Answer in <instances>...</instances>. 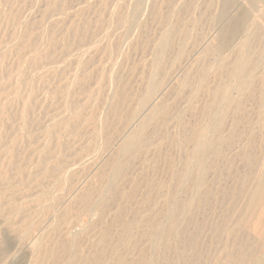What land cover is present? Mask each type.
I'll return each mask as SVG.
<instances>
[{"label": "bare ground", "instance_id": "6f19581e", "mask_svg": "<svg viewBox=\"0 0 264 264\" xmlns=\"http://www.w3.org/2000/svg\"><path fill=\"white\" fill-rule=\"evenodd\" d=\"M117 2L119 4L117 5L116 8L114 7L115 9L112 11V17L109 20L110 22L108 23V24H110V27L108 28L109 31L106 32V35H105V39L108 42L106 47H104L105 53H106L105 58L106 59L108 58V61L111 60L110 61L111 65L109 66V72L107 74L105 72L102 75V78L105 77V79H107V83L106 82L103 83L105 85H108L107 88H103L102 86H97L94 89V91L92 90V92H91V89H89L91 93H89V91H88L89 94H87V93H86L87 95L85 94V97L83 98V103H80V105H79V104H77L78 101L75 102L77 105H79V107L77 106L76 108L73 107V101L74 100L72 98H71V100H73V101H70L67 99L66 103L68 101H70V102H68L67 107L65 106L64 112H62V114H60V112H59V115H57L58 117L56 119L54 118V121L51 122V124L48 125L45 128V131L43 132V134L48 139V137L55 135V131L57 132L60 129H63V130L67 129L66 131L70 130L71 133L77 134L78 131H80L81 129L86 127L88 129L87 131H89V133H90L89 135H91V138L93 141V147H92L93 153H91L90 156H88L89 159H87V160H90L89 162H91V161H94L96 157H98L97 156L98 153H100L102 151L108 153V150L111 149L113 147V145H115L114 143H118L117 142V140L119 139L118 136L120 135V137H121V134L123 133V132L121 133L119 131L122 129V128L120 129V126L126 127V128L130 127L129 131L127 130L128 133L126 135L125 134L122 135L123 138L121 137L122 139L120 138L121 139L120 141L118 140L119 144L117 145V147L114 146L116 148L115 149L112 148V149H114V151L111 153V155L107 154L108 156L110 155V157L107 158L104 161V163L102 162L103 164L100 165L99 167L96 166V168L98 167L97 170H95L96 173L94 172V174H96V175L93 174L95 177L101 176L100 174H102L103 172H104V174H102V176L105 175V173L107 175V181H104V179H106V178H103V181L106 182V184H104V182L102 181L103 182L102 185L104 184L103 187L96 186V184L94 183V180L92 182L97 187V190H99L97 192L98 194L94 192L96 194V196H95L93 191H95L96 188H94L95 189L94 190L93 187L88 184L89 186L86 185L84 188L81 187V189L77 190L78 192L75 191L74 190L75 188L73 187L74 189L73 188L72 189L77 194H76L75 199H73L74 196L71 198L73 200H75L74 203L77 202L78 204H80L85 211L86 210L88 211V209H90V208H92V210H93V208H94L96 211L102 213L104 211V209L106 210L105 207L108 206L107 204L109 203V201H111L115 196H117L116 195L117 194L116 188L118 187V182L120 180H122L121 178L123 176L129 175V174L128 175L125 174L126 170L128 168L127 167L128 160L134 156L138 157L137 154L143 155V153H140L141 151L144 152L145 149H148L149 147L154 145V142L157 141L156 139H159L162 136V135L160 136V134H162L163 131L165 130V128H164V130H162V133H161V128L165 125V123L167 121L174 118L173 117L174 113H172V111H171V107L173 105L171 107H169L170 106L169 102H166V100H167L165 97L166 93L164 94V96L162 95L164 92L161 93L164 86L166 88L168 82H171L174 79L175 82H177L176 84L174 83L175 86L178 85L176 89H178V87H179V89L177 90V93H179V94H180V92L183 93V91H182L183 89H186V91H187V87H188V91H189L190 86H191V89H194V88H192V86L193 87H195V86L191 85V83L192 84L194 83V80H193V82H190L192 79H190L191 77L189 78V76L192 73L189 75L190 72L188 70H187L188 73H186V75L184 74L185 76L184 75L181 76L178 74L179 76H176V78L172 79V75L175 72L174 70L177 67L179 60L183 59L185 62V58H182V57H184V55L186 54L187 45L189 44L191 36L194 33L193 29L197 28L199 25L201 26L202 21L203 22L206 21V23H207V21H209L210 26H213V27L217 26V28L215 29L216 31L214 33L213 32L210 33V34H212L208 38L210 41L207 39L208 41L206 42L205 40H203L206 37L203 38L202 40L204 41V43H203V41H201V38H202L201 36H195V34H193L195 36V37H192L193 42L195 44H197V45H194V44L193 45H194V47L197 46L196 48H198V49L195 50L196 52L194 51L192 53L193 54L198 53V56L196 55L197 57H195V59L197 58L195 62H197L198 64H199V62H202V64H204L203 67H200V68H202L201 74H200V76L202 78L204 77V75L207 71L209 72V70L211 68H214L215 70L219 71V73H217V75L219 74L221 79L219 78L220 81L217 84L215 83L216 85L214 84L215 86L211 90L209 89V93H208L209 99H208V102H206V104H205L206 108H205V110L202 111V113L203 112L204 113L200 117L197 116L198 117V119H196L197 122L195 120V123L192 122L193 124L191 123L192 126H190L185 122V119L183 118L184 115H182L180 117L179 134L177 135L176 140H175V137H172L175 140V147L177 149H179V151H180L179 152L180 155L178 158V165H179L180 169L177 170L176 172H174L175 174L172 172L174 176H172L173 178L171 180V183L169 181L170 186L169 187L167 186L166 189H164V195H160L163 192L159 193V195H158V198H159V196H161V197L163 196L162 197L163 198L162 204H164L163 209H161L162 211H160V208L158 209V211L161 212V215H159V212H158L157 216L158 217L160 216V218H158V219L150 218V217L148 218L149 214H144V217L147 215L146 216L147 219H146V217H145V219H142V220L141 219L137 220L139 217H135V220L131 219V221H129L130 219L129 220L127 219L126 224L122 225L121 233L118 234L119 232H117V234L119 236L116 235L117 238L114 239L113 241L114 242L116 241L115 246L117 249L118 246H122L125 242L130 243L131 245L128 244V246L131 247V246L136 245L138 242H141V239L142 240H144V239L149 240V245H148V249H147L149 254L147 257L145 254L141 255V263L142 264H193L195 259H196V254H197L196 250L198 248L200 240L202 239V238H199V235H202V233L200 234V232L202 230L201 228L204 229L203 223H201L203 226V227H201V224L198 223L197 220L193 221V217L196 215L195 213L201 214L202 212H204V215H205V211L208 209H211L214 206L213 205L211 207L212 203H220L221 205L225 204V206H227V209H226V211L223 212V214H221V218H220L222 220L221 223L219 225L214 224L215 226L213 227V231H212V234L213 233L216 234L218 236L217 238L221 239L219 242H217L220 245L219 249H221V251H224V255L220 261H222L223 264H243L246 260H248V262H250V261L254 262V261L258 260L259 257L264 256V158L261 161L257 162V160L252 156V152H251L250 148L249 149L247 148L245 150L242 149L243 150V152H242L243 158L242 159H243V163L246 166V168L247 167L248 168H254V167L257 168L256 174L254 176L255 184L253 186H250L247 191H245V190H246V186L248 184L247 183L248 177L245 174L240 175V173H239L238 175H234L235 171L233 172V175L237 176L236 182L238 184H236V186L233 188L229 187L230 190H226L227 187H226V189L222 188L223 186L219 187L218 186L219 184L216 185V187H218V188H213V187L211 188L208 185V183L206 182L207 181L206 176H207V174H209V171L211 169V166L209 165V164H211V160L213 161V160H215V158L217 159L220 155L221 156L223 155L222 153L225 151V150H223V152H222V149H223L222 146L223 145H224V147L227 146L226 151H228V147H230V148L234 147L237 143L242 145L240 143V141L237 140V138L235 137L237 134L234 136L233 134H235V133H232V134H229V136H228L223 132L224 129H222V128L226 126V125L223 126V124L226 123L225 121L228 120L227 119L228 117L233 119L232 118L233 116H237L239 114L241 115V113H243V106H244L243 103L244 102L242 100H244L245 97L247 99L249 94H251L255 90H256V93L253 92V94L255 93L256 96H257V92L259 94V102L258 101L257 102L259 103V106H260L261 111H262L261 117H260V120H262V123H261V121H260V123L263 124V125H261V126H263L262 129L264 128V24H263L264 22L261 24L258 23L259 22L258 19L260 18V13L258 12V4L259 3L257 2V0H243V1L241 0V2L240 1L239 2L240 3L243 2L244 5L240 7L238 5L239 3L237 4V0H122V1H117ZM4 3H5V0H0V6ZM236 4L240 7V10L237 11L236 14H234L233 12H235V11H233L232 12L233 15L231 14V16H230L229 13L236 6ZM114 6H116V5H114ZM164 8L170 9L168 11L169 14H168V16L164 15V20L162 17V20L164 21L162 28L158 27L160 23L158 24V26L155 24V26H157V28L161 29V30H158V29H157L158 31L156 30L157 32L160 31L159 34H157V32L156 33L154 32L155 36L157 34V37L155 39L153 38L154 39L153 46L151 48L146 47L147 50H148V48H150L148 51L145 49V47L142 48L143 49L142 51L145 50L146 54L148 52V54H147L148 56L145 54L147 59H148L147 63L144 64V61H143V65L146 66V74H145V70H144V72L142 71L146 77L145 78V85L142 88V91L138 94V99H137L136 103L134 105H132L131 104L132 96L129 95L128 88L126 91V86H125L126 84L124 82V79H122L124 77L121 78L122 75H120V68L122 67V65L125 61L129 60L128 59L129 53L131 52L133 47L135 45H139L140 41H142V40H140L139 43L136 44V39L141 38L143 36V32H144V34H146L148 32V31L146 32V30H144V25H147V24H145L146 22H143V23L141 22L146 17L145 15L152 13V15L155 14V15H153L154 18L155 17L158 18L157 13H159V12L161 13V11ZM181 9H183L185 12L190 14L189 18H187L188 16L187 17L181 16V14L183 15V12H181ZM162 13H163V11H162ZM162 13L160 14L161 16H163ZM150 16H151V14L149 15V17ZM151 17L149 18V20L151 19ZM154 18L152 17V20ZM186 18L188 20L185 21L184 19H186ZM260 19H262V18H260ZM147 20H148V18H147ZM156 22H158V20H156ZM148 23H151V21ZM148 26L149 25H147V27ZM207 26H209V25H207ZM210 26H209V30H210ZM155 28L156 27H154V29ZM201 28H202V26H201ZM203 29H205V28H203ZM45 30L42 31V33H41V35L45 37V39H44L45 40V42H44L45 48L44 49L51 48L52 46H56L55 45L56 41H54L53 37H52L53 34L52 35L50 34V33H53V31L47 30L49 32L48 33ZM31 31H32L31 29H27V30H22L21 28L15 29L14 32L12 33V36L9 37L10 41L12 42L11 44L18 47V48L20 47L21 50H26V49H28V47H33V46H35V48H37L38 45H36L35 44L36 42H34V39L36 38V36L24 37V36L28 35L29 32H31ZM45 32L47 34H50V35H47ZM202 33L204 36V34L206 32L205 33L200 32V34H202ZM196 35H198V34L196 33ZM82 36L83 35H81V37H80V35H79L80 40H81V42H80L81 44H82V42H85L84 39H86V38H83ZM86 37H87V35H86ZM78 38H77V41L79 43ZM176 38H177V40H179V42L175 44V42H177L175 40ZM198 38H200L199 42L196 43ZM86 40H88V39H86ZM106 40H104V41L106 42ZM132 40L135 41V45L134 46L132 45V49H130ZM133 41H132V44H133ZM143 41H144V39H143ZM86 42L83 43L85 46L82 47V49L87 46ZM120 42L123 43V45L120 44ZM147 42H149V44H150V40ZM78 43L76 44L78 46V47L76 46L77 49L80 46ZM118 43H119V45H118ZM141 43L139 46L143 47L144 43H143V45H141ZM66 45H69L68 42ZM116 45L117 46L122 45L123 49H122V47L117 48ZM145 46H147V45H145ZM174 46L176 47V50H175V53L172 57L173 58L172 61H170L171 57L169 56V54H171L170 52H172V50L175 49ZM53 49H54V47H53ZM77 49H76V51H74L73 49L72 50L74 52H77ZM129 49H130V52H129ZM136 49L137 48H135V50ZM139 49H141V48H139ZM79 50H78L79 54L77 53L78 55H80V53H81V52H79ZM86 50H89L88 47ZM86 50H84V51H86ZM191 50H192V48H191ZM50 51H51V49H50ZM73 51H71V53ZM84 51H82V52L84 53ZM67 52H68V50H66V54H68ZM132 52H133V50H132ZM138 52H139V50H138ZM81 55H84V54L81 53ZM74 56H72V58ZM133 56H134V54H133ZM63 57H64V55H63ZM67 57H69V56H67ZM209 57H211V58L213 57V60L211 59V61L208 60L209 62H207L206 59H208ZM65 58H66V56H65ZM76 58H75V60H77ZM81 58H78L79 60H78L77 64H81L80 63ZM190 58H192V57H190ZM190 58H189V60H190ZM67 59H69V58H67ZM113 59L116 61H114ZM195 59H193V60L191 59L192 62H189V63L193 64L194 63L193 61ZM69 60H73V59H69ZM69 60L68 61L66 60L67 63L71 62ZM66 61H65V63H66ZM130 62H133V61H131V59H130V61L128 63H130ZM65 63L63 62V64H65ZM85 64H87V63H85ZM192 64H191V66H188V68H190V67L192 68V66L194 67V65H192ZM59 65H61V63ZM129 65H131V64H129ZM69 66H70V64H69ZM195 66H196V64H195ZM70 67H72V66H70ZM79 67H80V65H79ZM86 68H82V69L85 70ZM188 68H186V69H188ZM49 69L51 70V68H49ZM82 69H80V70H82ZM196 69H198V68H196ZM62 70H63V68H62ZM67 70H69V69L67 68ZM76 70H77V72L79 71L77 68H76ZM76 70H75V72H76ZM100 70L103 71L104 69L100 68ZM178 70H180V69L178 68ZM192 70H194V68ZM53 71L57 72V70H55V69H53ZM53 71H52V73H54ZM60 71H61V69H60ZM190 71H191V69H190ZM198 71H199V69H198ZM256 71H259V73H257L258 75L255 74ZM61 72H60V75H58V76H61L62 79H61V81L58 79V81L60 83L61 82L65 83L66 81L64 82L63 79L68 80L69 78L68 79L63 78L64 75H61ZM67 72L73 73L74 71L73 72L67 71ZM67 72H65V73L63 72L62 74H65V75L67 74V76H65V77H69L71 74H69V76H68ZM196 72H197V70H196ZM82 73H83L82 76H84L85 73L84 72H82ZM175 73H174V75H175ZM213 73H214V71H213ZM73 74H75V73H73ZM100 75H101V72H100ZM71 76H70L71 82H69V83L66 82V84H63V86H61L62 83L60 85V87H62L64 90L63 94L66 92V95H67V93H70L72 95L73 93L71 91H72V89H74L73 87L82 83L81 77L75 76L72 79ZM127 77H128V74H127ZM127 77H126V79H127ZM207 77H209V76H207ZM194 79H195V77H194ZM198 79H200V78H198ZM198 79H196V80H198ZM203 79H202V81H203ZM205 79H206V75H205ZM216 80L218 81V79H216ZM98 81L99 80H97V82ZM83 82H84V80H83ZM85 83H86V78H85ZM199 84H200V82H199ZM199 84H198L197 90L202 86ZM209 84H213V83L210 82ZM29 85H30V83H29ZM57 86H59V84H57ZM80 86H82V85L80 84ZM169 87L170 86H168V89H169V91H171V89L173 88V84H172V87H170V88ZM76 88L78 89V86ZM76 88L74 89V91L76 90ZM58 89H59V87H58ZM92 89H93V87H92ZM168 89H166V90H168ZM174 89L175 88H173V90ZM84 90H85V87H84ZM56 91H57V89H56ZM56 91L53 93L56 94L57 93ZM169 91H167V93ZM190 91H191L190 93H193L192 91H194V90H190ZM199 91H200V89H199ZM205 91H203V92H205ZM34 92H35V90H33V89L30 90V92L27 96L30 98V100L32 99L33 96L35 97L36 94L34 95ZM173 92L175 93V91H173ZM187 92H185V93H187ZM77 93H79V92H77ZM182 93H181V96H183ZM197 93H198V96H201V93L199 95L198 91L196 92V94H194V96L195 95L197 96ZM70 94H69V96H70ZM203 94L204 93H202V95ZM255 94L253 95L254 97H256ZM78 95H80V94H78ZM176 95H175L176 96L175 98H178L179 97L178 94H176ZM51 96H53V95H51ZM73 96L75 97L76 93L73 94L71 97H73ZM186 96H187V94H186ZM205 96H207V95L205 94ZM78 97H77V99H78ZM180 98H182V97H180ZM196 98L199 99V97H196ZM204 98H207V97H204ZM171 99H174V98H171ZM191 100H192V98H191ZM193 100H196V99H193ZM81 101H79V102H81ZM167 103L169 104V106ZM24 105H25V103H24ZM31 105L32 104L28 105V107L26 105L24 107V110H21L18 114V116L22 120L20 127L18 128L20 133H25L26 130L28 129L27 121L30 122V124H32L31 121L28 120V118H27L28 117L27 114H29V109H31L29 107ZM189 105L192 106L191 102ZM33 106H34V104H33ZM33 106H31V107H33ZM259 106H257V109L259 108ZM26 107H27V109H26ZM189 107H186V109H188ZM194 107H195V104H194ZM87 108H90V109L87 110ZM244 108H245V106H244ZM201 109H203V108H201ZM66 110L71 111V115L69 112L70 116L66 113ZM190 110H191V108H190ZM244 110H246V109H244ZM31 111H30V113H31ZM4 112H5V109L2 111V114H4ZM84 112H87L86 117H84L85 116ZM141 112L143 113L142 117L140 118V120H138V123L135 126H132V122L134 121L135 118H139L138 115H140L139 113H141ZM183 112L185 113V111H183ZM188 112H190V111H188ZM188 112L186 110L187 114H188ZM248 113H249V111H248ZM190 115L191 114H189V116ZM256 116H257V114H256ZM29 118L31 119V117H29ZM189 118H191V117H189ZM235 119L238 120L237 118H235ZM255 119H256V117H255ZM246 121H247V119H246ZM252 121H251V123H254V121L253 122ZM257 121H259V119ZM242 123H244V122L242 121ZM249 123H250V120H249ZM233 124H234V122H233ZM237 125H238V123H237ZM248 126L250 127L251 124ZM117 128H119V129L117 130ZM177 129H178V127H177ZM260 129H261V127H260ZM63 130H60V133L64 132ZM125 130L126 129H124V131ZM118 131L121 134H119ZM263 131L264 130H262V132ZM28 132H29V130H28ZM28 132H26V133L28 134ZM51 132H54V134L53 133L51 134ZM232 132H234V131H232ZM60 133L57 132L55 136H57V134L60 135ZM65 133H67V132H65ZM176 133H178V132H176ZM222 133L224 135H226L227 137H223ZM262 134H264V132ZM68 135H70L69 132H68ZM244 135H245V132H244ZM55 136H54V138H55ZM25 137H26V135H25ZM166 138H168V137H166ZM262 138H263V136H262ZM48 140H51V139H48ZM160 140H162V139L160 138ZM163 140H162V145H163ZM263 140H264V138H263ZM57 141H58V139H57ZM237 141H239V142H237ZM48 143H50V142H48ZM52 143H54V142H52ZM58 143L60 144L59 141H58ZM54 144H57V143L55 142ZM159 144L161 145V143H159ZM170 145H172V144H170ZM237 145H236V147H237ZM154 146H156V145H154ZM168 146H169V144H168ZM45 147H47V146H45ZM158 148H160L162 150L163 147L160 146ZM171 148H172V146H171ZM240 148H242V147H240ZM243 148H246V147L244 146ZM8 150L9 151H7V152L10 154V157H12L14 155V151L12 153V151H10V148ZM234 150H236V149H234ZM43 152H45V151H43ZM170 152H171V149H170ZM240 152H241V150H240ZM161 153H162V151L160 152V154ZM46 156H48L47 153L45 156H43V157L41 156L42 158L39 157V158H37V161H35L37 163V164L35 163L36 165H38L40 163L39 167L36 166L35 169H38L37 171L39 172L40 168H44L45 171L43 173H40V172L38 173V172H35L36 170L34 169L35 170L34 172L38 173V174H34L33 172H30V173H33L34 175L30 174L31 175V176H29V177H31L30 179L27 176H26L27 178L25 177L26 179H29V180L32 179L31 180L32 182H29L26 180L30 184L33 183V185H35V186H41L43 192H45V189H47V187H48V186L45 187L46 182L49 183V180H51L52 178H53V180H51V182L55 181V183H57L56 181H60V183H61L60 179L63 178V176H64L63 179H64V181H66L65 180V177H66L65 173L66 172H65V170H63L66 166L65 165L66 162L64 163L65 160L59 159V157H61V156H56V157L54 156L55 158H53L52 160H50L53 157L52 155H51L50 159H49V157H46ZM64 156L67 157L68 155L66 156V154H65ZM98 158L96 160H98ZM155 158H153V159H155ZM165 158H166V156H165ZM224 159L225 158H223V160ZM9 160H11V159H9ZM217 160H216V162L218 163L222 159L220 161H217ZM149 162H150V160H149ZM156 163H158V162H156ZM221 163H219L220 168H221V165H220ZM224 163H222V164L224 165ZM10 165H12L11 162H10ZM216 165H218V164H216ZM20 166L17 167L18 168V170H17L18 171V173H17L18 174V178H17L18 183L16 185H13V186L8 185V184H11V183H8V180H9L8 175L10 176V174H8V173L6 174L5 172L0 173V188L2 190L0 193V199L2 196H4L6 200L8 199L9 203L8 202L7 203L9 204V209L8 208L7 209L10 210L9 214H11L13 211L17 210L18 205H16V202L18 203V200H19V199L17 200L18 196H24V199H27V198H25V196L27 197V194L29 192L31 193V189L28 186H24V184H23L25 181L24 175L27 174L26 172L30 171V170L24 171L25 169L24 170L21 169ZM90 166H91V164H90ZM90 166H87L85 168H87V170L88 169L91 170ZM133 166H135V165H133ZM172 166H174V164ZM219 166H217V171H218V169L220 170V168H218ZM88 167H90V168H88ZM151 167H152V170L155 169V166H151ZM151 167H150V169H151ZM12 168H13V166H12ZM67 168L69 171L71 170V168L69 169L68 166H67ZM172 168H174V167H172ZM176 168H175V170H176ZM230 169H231V167H230ZM9 170L11 172L13 169L11 170V168H10ZM32 170H33V168H32ZM63 171L65 173H63ZM170 171H172V170H170ZM230 171L231 170H229V172L226 171L225 173L226 174L230 173ZM223 173H224V171H223ZM17 174L15 177H17ZM70 174L72 175V177L76 176V175H73L74 174L73 172H70ZM151 174H152L151 176H153V173H151ZM210 174H213V172ZM66 175H67V173H66ZM71 175L68 176V180H67V181H69L67 184L70 185V186L68 185L70 187V189H71V184H73V183L70 184ZM227 175H225V176H227ZM169 176H171V175L169 174L167 176V174H166L167 178ZM210 176L214 177V175H210ZM225 176H223L222 178H226ZM103 177H105V176H103ZM213 177H212V180H214ZM228 177H229V175H228ZM15 180H16V178H15ZM73 180L75 182V177ZM95 180H97V179H95ZM26 181H25V183H26ZM84 181H85V179H84ZM98 181H99V179L96 182H98ZM153 181H154V178H153ZM223 181H224V179H223ZM87 182H89V180ZM208 182H209V180H208ZM29 183H28V185H29ZM64 183H66V182H64ZM133 183L134 182H132V184ZM152 183L154 184L155 181ZM157 183L158 182H156V185H157ZM75 184H74V186H76ZM99 184H100V182H99ZM164 184L166 185L167 183H164ZM211 184H212V182H211ZM50 185H52V183ZM91 185H93V184H91ZM147 185L152 187L151 183H148ZM66 186H64V188ZM68 186H67V188H68ZM80 186H81V184H80ZM160 186H156V187L159 189ZM62 187H63V185H62ZM99 187H101V188L99 189ZM138 187L140 188V186H138ZM59 188H58V191H59ZM118 189H119V187H118ZM120 190H123V189L120 188ZM136 190H139V189L137 188ZM161 191H159V192H161ZM48 192L49 191L47 190V192H46L47 194L44 195V197L46 198V202H45L46 206L44 205L45 209H46V212L44 211L45 214L42 216H38V217L33 214V217H35V218H33L34 221H32L33 223H31L30 226H28L29 225L28 223H24L22 225V227H19L20 229L24 230L26 235L36 228L40 229V227L43 226V224H42L44 222L43 220L44 219L46 220V218L43 219V217L48 216L50 214L53 215V213L57 212V210H58V209H56V211H54L56 206L61 204V203L63 204L64 200L62 201L61 194H59L57 192L56 195H52V197L54 196L52 198V197H50L51 194L48 195ZM120 192H122V191H120ZM133 192H131V194ZM60 193H62V192H60ZM148 194H149V192H148ZM31 195H33V194H31ZM141 195H139V196H141ZM63 196H66V195H63ZM119 196H120V193H119ZM127 196H128V194H127ZM132 196H133V194H132ZM132 196L129 195V197H132ZM28 197H29V195H28ZM124 197H126V196H124ZM121 198H123V197H121ZM126 198H128V197H126ZM133 198H134V196H133ZM5 199H1L0 201L5 200ZM38 199L39 198L37 197V200ZM161 199H160V201H161ZM243 199H246L244 206L241 208L240 213L236 217V220L233 221L231 224H229L231 221V218H232V215L230 214L231 209L234 208L236 205L243 203L244 202ZM33 200H35V199H33ZM121 201H123V200H121ZM121 201H119V202H121ZM21 202H22V200H21ZM146 202H147V199H146ZM32 203H33V201H32ZM64 203H65V206L68 204V203L66 204L65 201H64ZM141 203H143V201ZM27 204H29V202ZM69 204L66 206V208H64L65 210H60V211H63L61 218H62V221L64 220L63 223L70 221V223L72 224L73 223V222H71L73 219L72 216H75V218H77L79 216V214H78V216L76 215V213L71 215L70 217L72 219L66 218V220H65V218L63 219V217L67 216L68 214H72V212H74V211L75 212H77V210L79 211L80 206L78 205L79 207L77 209V206L76 207L72 206V207H74V208H72L71 206H69ZM126 204H127V202H126ZM128 204H130L129 200H128ZM42 205L40 204V208L42 207ZM74 205H76V203ZM118 205H121V204L119 203ZM139 205H140V203H139ZM156 205H158V203ZM20 206H21V204H20ZM24 206L27 207V205H25V203H24ZM125 206L127 207V205H125ZM125 206L120 209V212L118 211L119 212L118 217L116 219H114L113 222L110 221V222H112V226L118 224V222L120 221V220L118 221V219L121 217L122 213L126 209ZM140 206L142 209V205H140ZM223 207L224 206H222V208ZM58 208H61V207H58ZM108 208H107V210H110V204H109ZM119 208H116V209L119 210ZM143 208H146V207L143 206ZM161 208H162V205H161ZM72 209H73V211H72ZM249 209L255 210V214H254V220L252 221V223L250 224V227L248 228L249 231H251V236L247 237L241 232V228H242V216ZM130 210H131V207H130ZM130 210L129 211L127 210L128 214L130 213ZM217 210H219V208ZM85 211H83L84 214H82V215L86 214ZM3 212L6 213V207L4 205H2V202H1L0 203V214H2ZM81 212H82V209H81ZM215 212L217 213L218 211L215 210ZM95 213H97V212H95ZM125 213H126V211H125ZM138 213L139 212L137 211L136 212L137 216H138ZM142 213H143V211H142ZM144 213H146V211ZM56 214H55V216H56ZM86 215H88V213ZM107 215H108V213H107ZM51 217L49 219L53 221V219ZM57 217H59V216H56L55 219ZM98 217H97V220H100V219H98ZM125 217H126V214H125ZM125 217H123V219H125ZM61 218H59V220ZM131 218H133V217L131 216ZM162 218H164L166 221V225H164V226L161 223L163 220L160 221V219H162ZM67 219H68V221H67ZM109 219L110 218H108L107 220H109ZM194 219H195V217H194ZM47 221H48V219L46 220V222ZM55 221H56L55 223L57 224V220H55ZM80 221H78L76 219V223H78ZM101 221H102V219H101ZM127 221H128V223H127ZM30 222H31V220L29 221V223ZM91 222L94 223L95 221L85 222L86 223L85 228L82 227L81 229H79L78 233L75 232L78 235L74 233L75 235H77L76 237L73 233H72L73 237H71V234L69 232L68 233L66 232L65 234L70 235V237H67V235L65 236V234L63 235V236H65V238H62L61 240L57 239V238H59V237H57L56 239L58 241H56V242L54 241L53 244L48 245V246L51 245V247L42 246L41 242H43V241L40 242L39 241L40 238L38 240H36L37 239L36 238L34 240L33 244L31 242V245H32L31 246V253L33 254L34 252H36L37 249L43 247L44 255L46 256L47 259L51 260L49 264H51V262L53 264H62L63 262H64V264H80V263H83V264H102L101 262L103 260H105L104 259L105 256H110V257L112 256L111 259L114 260L113 257L115 255V253H117L114 250L115 248L109 249V251L102 250V248L104 247L106 242L108 240H112L111 238L109 239V237H110L109 231L111 230V229L109 230V228L111 227V225H110L111 223L108 222L109 223V227L107 226L108 228L102 227V228L98 229V226L96 228L94 226L95 223L93 224ZM120 222L122 223L123 221H120ZM58 223H60V222H58ZM56 224H54L55 226L52 227V230L57 229ZM74 224H72V225H74ZM106 224H107V222H106ZM47 225H48V223H47ZM61 225H63V224H61ZM61 225H59V226L61 227ZM79 225L84 226L83 223H82V225L79 223ZM95 225H97V224H95ZM51 226H52V224H51ZM80 226H78V228ZM141 226H142V228H140L141 231L138 234H135V233L133 234V231L137 227H141ZM100 227H101V225H100ZM114 228L117 229V227H114ZM15 229H17V228H15ZM47 229L48 228H46V230ZM58 229H59V227H58ZM76 229H77V227L75 225V229H73V232ZM57 230L53 231V232L57 233ZM138 230H136L135 232L137 233ZM116 231H118V230H116ZM42 232H43V230H42ZM87 232H90V233H88L89 236L91 233H94L93 235L96 236V237H94V240L92 242V244L95 246L96 250L93 249V252H95V253H93V255L91 257L90 256L85 257V255L88 254L87 252L85 253L84 256L82 255V248L85 249L86 245H85V247H83L84 245L81 244L82 243L81 241L86 237ZM49 234H52V232L50 231ZM45 235H46V233H45ZM89 236H88V238H89ZM113 236H115V235H113ZM212 236H211V238H213ZM32 238H34L33 235H32ZM41 240H42V238H41ZM212 240L213 239H211V241ZM86 242H88V240H86ZM109 242H112V241H109ZM114 242H112V244ZM147 242L148 241L144 242V244ZM208 242H209V240H208ZM208 242H206V244ZM25 243H27V242H25ZM28 243H29V240H28ZM28 243H27V245H28ZM255 243H257V244L255 245ZM92 244H90L91 247H92ZM140 245H142V247H143V242ZM29 246H28V248H29ZM111 247H112V245H111ZM211 247H212V245H210V248ZM109 248H110V246H109ZM125 248H126V246L124 244L123 253H124ZM137 248L135 247V249H137ZM141 249L142 248H140V250ZM86 250H87V248H86ZM117 250H119V249H117ZM137 250H139V249H137ZM84 251L85 250H83V253H84ZM131 251L133 253L132 249L130 250V252ZM121 252H122V250H121ZM143 252H145V251H143ZM145 253L147 254V252H145ZM127 254H128V251H127ZM131 254H128V255L130 256ZM138 254H141V253H138ZM197 255H199V254H197ZM22 256H24V254ZM201 256H202V254H200L197 257L200 258ZM203 256H204V254H203ZM33 257L34 256H32L30 258H33ZM110 257H108V258H110ZM115 257H116L115 260L111 264H123L124 263V259L122 258L123 256L121 254H120V256H115ZM43 258H45V257H43ZM108 258H106V259H108ZM198 260H201V258ZM202 260H204L203 257H202ZM32 261L34 262L35 260L32 259ZM41 262H42V258H41V261L39 263H37V261H36V264H41ZM216 262H218V261H216ZM43 263H44V261H43ZM245 263L247 264V262H245ZM107 264H109V263H107ZM216 264H219V263H216Z\"/></svg>", "mask_w": 264, "mask_h": 264}, {"label": "rangeland", "instance_id": "374dc122", "mask_svg": "<svg viewBox=\"0 0 264 264\" xmlns=\"http://www.w3.org/2000/svg\"><path fill=\"white\" fill-rule=\"evenodd\" d=\"M117 1H122V0H5V3L4 4H2L1 6H0V173H2V172H5L6 174L8 173V174H10V176L8 175V177H9V180H8V183H11V184H8V185H16L18 182H17V178H18V166H20V168L21 169H25L24 171H27V170H30V171H27L26 173L27 174H25L24 175V178L27 176L29 179L31 178V177H29V176H31V175H34V174H38L39 172L40 173H43L45 170H44V168H40V170H39V172L37 171L38 169H35V167L37 166V167H39V164L38 165H36L37 163L35 162V161H37V158H42L43 156H45L46 155V153L48 154V156H46V157H49V159H50V157H51V155L53 156L50 160H52L53 158H55L56 156H61V157H59V159H61V160H65L64 161V163L66 162V166H65V168L63 169V170H65V172L67 173V175H66V173L63 171V173H65V180L66 181H64V176H63V178H61L60 180H61V183H60V181H56L57 183H55V181H52L51 182V180H53V178L51 179V180H49V183L51 184L52 183V185H50L49 183H47L46 182V186L45 187H47V189H45V192H43L42 191V188H41V186H35V185H33V183H29V182H32L31 180H29V179H24L25 181L27 180V181H29V182H27L26 181V183H25V181H24V186H28L30 189H31V193L29 192L28 194H27V197L25 196V198H27V199H24V196H18L17 197V200H18V203L16 202V205H18L17 206V210H15V211H13L11 214H9L10 213V210H8L9 209V201H8V199L6 200L5 199V197L4 196H2L1 197V199H5V200H2V201H0V203L2 202V205H4L5 207H6V213L5 212H3L2 214H0V264H36V261H37V263H39L40 261H41V258H42V262H41V264H49L50 263V261L51 260H49V259H47L46 258V256L44 255V249H43V247H41V248H39V249H37L36 250V252H34L33 254L31 253V242H32V244H33V242H34V240L36 239V240H38L39 238V241L41 242V241H43V242H41V244H42V246H48L49 244H53L54 243V241L56 242V241H58L57 239H59V240H61L62 238H65V236L67 235V234H65L66 232L68 233H70L71 234V237H73V234L75 233V232H77L78 233V231H79V229H81L82 227H84L85 228V226H86V223L85 222H89V221H95L94 223L95 224H97V225H95L93 222H91V223H93L94 224V226L97 228V226H98V229H100V228H104V227H106V228H108L109 227V223H111L110 225H111V227L109 228V234H110V237H109V239L111 238L112 240H108L107 242H106V244L104 245V247L102 248V250H104V251H109V249H112V248H115L114 250L117 252V253H115V255H114V257H113V259L115 260V256H120V254L123 256L122 258L124 259V263L123 264H142L141 263V255H143V254H145L146 255V257L148 256V251H147V249H148V245H149V240H142L141 239V242H138L136 245H134V246H128V244H130V243H124L125 244V246H126V248L124 249V253H123V247H124V244L122 245V246H118L117 247V249H119V250H117L116 249V241L114 242L113 240L114 239H116L117 237H116V235H118V234H120L121 233V230H122V225H125L126 224V220L128 219H130L129 221H131V219L132 220H135V217H139L137 220H142V219H145V217L147 216H145L144 217V214H149V216H148V218L150 217V218H155V219H158V218H160V216L158 217L157 216V214H158V212H159V215H161V212L160 211H162L161 209H163V206H164V204H162L163 203V196L161 197V196H159V198L161 199V201H160V199L158 198V195H159V193H162V194H160V195H164V189H166V187L168 186H170V184H169V181H170V183H171V180H172V176H174L173 175V173L174 172H176L177 170H179L180 169V167H179V165H178V158H179V155H180V151H179V149H177L176 147H175V140H176V138H177V135L179 134V129H180V127H179V125H180V122H179V120H180V117L182 116V115H184V119H185V122L188 124V125H190V126H192V122H194L195 123V120L196 119H198V117H200L203 113H202V111L203 110H205V108H206V102H208V93H209V89L211 90L220 80H219V78H220V75L218 74L217 75V73H219V71H217V70H215L214 68H211L210 70H209V72L207 71L206 73H205V75H206V79H205V75H204V79L200 76V74H201V70H202V68H200V67H203V65L204 64H202V62H199V64L197 63V62H195L196 61V59H195V57H197L198 56V53L197 54H193L192 52H194L196 49H198V48H196L197 46H195L194 47V45H197V44H195L194 42H193V39H192V37H195V36H201L202 38H201V41H203V40H205L206 42L209 40L208 38L212 35V34H210L211 32H215L216 30V28H217V26L215 27H213V26H210V23H209V21H207V23H206V21H202V28H201V26L199 25L197 28H194L193 30V34H195V36L192 34V36H191V39H190V41H189V44L187 45V48H186V54L184 55V57H182V58H185V62H184V60L183 59H180L179 60V62H178V65H177V67L175 68V75H174V73H173V75H172V79L173 78H176V76H179V75H181V76H183L184 74L186 75V73H188L187 72V70L190 72L189 73V78L190 79H192L190 82H193V80H194V83L192 84L191 83V85H194L195 87H193L192 86V88H194V89H191V86H190V88H189V91H188V87H187V91H186V89H183L182 91H183V93L182 92H180V94L179 93H177V90L179 89V87H178V89H176L177 88V86L178 85H176L175 86V84L177 83V82H175V80L173 79L171 82H168V84H167V86H166V88H165V86H164V88H163V90H162V92L161 93H163L162 95L164 96V94L166 93V102H169V104H170V106H169V104H168V106L169 107H171L172 105V107H171V111H172V113H174L173 114V117L174 118H172V119H170L169 121H167L166 123H165V125L161 128V133H162V130H164V128H165V130L163 131V133L162 134H160V138L163 140L164 138V140H163V145H162V140H160V138L159 139H156L157 141H155L154 142V145H156V146H154V145H152L151 147H149L148 149H145L144 150V152H140V153H143V155H141V154H137L138 155V157H136V156H134V157H132V158H130L129 160H128V162H127V170H126V173L125 174H129L128 176H123L121 179L122 180H120L119 182H118V187H119V189H118V187L116 188V191H117V196H115L111 201H109V203L107 204L108 206L107 207H105L106 208V210L104 209V211L102 212V213H100V212H98V211H96L94 208H93V210H92V208H90V209H88V211L86 212L84 209H83V207L80 205V204H78L77 202H75L76 203V205H74L75 203H74V201L75 200H73V199H75V197H76V194L77 193H75V191H77V190H79V189H81V187L82 188H84L86 185H90V186H92L93 187V189L94 188H96V190L95 191H93V193L95 192V193H97L99 190H97V187L96 186H101V187H103V185L104 184H106V182H104V181H107V175H106V173H105V175H103V176H105V177H103L102 176V174H104V172L102 173V174H100L101 176H98V177H95L94 175H96V174H94V172L96 173V171L95 170H97V168L100 166V165H102L103 163H104V161L107 159V158H109L110 157V155H111V153L114 151V149L117 147V145L119 144V141L123 138V136L122 135H126L127 133H128V131H129V128L130 127H121L120 126V129L121 130H119L118 131V133L119 134H121V137H120V135L118 136V140H117V142L118 143H114L115 145H113V147L112 148H114V149H109L108 150V153L107 152H100V153H98V157L100 158H98V157H96L95 158V160L94 161H91V162H89L90 160H87V159H89V157L88 156H90V154L91 153H93V151H92V147H93V141H92V138H91V135H89L90 133H89V131H87L88 129L86 128V127H84L83 129H81L80 131H78V133L77 134H74V133H71L70 132V130H68V131H66V130H63V129H60V130H63L64 132H62V133H60V130L59 131H57L58 133H60V135L59 134H57V136H55L56 135V131H55V135H52L51 137H48V139H51V140H48L47 139V137L43 134V132L45 131V128L48 126V125H50L51 124V122H53L54 121V118L56 119L58 116L57 115H59V112H60V114H62V112H64V110H65V106L67 107V104H68V102H70V101H73V107H79V105H80V103H83V98L85 97V94L87 93V94H89V93H91L92 92V90L94 91V89L97 87V86H102L103 88H107V86L108 85H105V84H103V83H107V79H105V75L109 72V66L111 65V60H109L108 61V58L106 59L105 58V48L104 47H106V45L108 44V42H107V40L105 39V35H106V32H108L109 31V27H110V24H108L110 21V19H111V17H112V11L117 7V5L119 4ZM241 2V0H237V4L241 7V6H243L244 4H243V2L242 3H240ZM243 1V0H242ZM117 2V3H116ZM257 2L259 3L258 4V12L260 13V18H262V19H258L259 20V24H261V23H263L264 22V0H257ZM121 3V2H120ZM236 4V6L231 10V12L229 13V15L231 16V14L233 15V13L234 14H236V12L237 11H239L240 10V7L238 6ZM242 4V5H241ZM114 5H116V6H114ZM115 7V8H114ZM263 7V8H262ZM113 8V9H112ZM260 9V10H259ZM262 9V10H261ZM166 10V11H165ZM170 9H168V8H164L162 11H163V13H162V11H161V13H162V15L163 16H161L159 13H157L158 15H157V17L158 18H154V16L153 15H155V14H153L152 15V13H149V14H147V15H145L147 18H148V20H149V18L152 16L154 19L152 20V17H151V19L148 21L147 20V18L145 17H143L144 19V21L142 20H140L142 23L143 22H146L145 24H147V25H149L148 27H147V25H144V30H146V32L148 33H146V34H144V32H143V36L141 37V38H138V39H136V44L137 43H139V41L140 40H142V41H140V43H141V45H143V43H144V45H143V47L142 46H139L140 45V43H139V45H135V41H133V44H132V41H131V46H130V49H132V45L135 47V48H137L136 50H135V48L133 47V52H132V50H131V52H130V49H129V57H128V61H125L124 63H123V65H122V67L124 68H120V75H122L121 76V78L122 77H124V78H122V79H124V82H125V86H126V91H127V88H128V93H129V95H131L132 96V100H131V104L132 105H134L135 103H136V101H137V99H138V94L142 91V88L144 87V85H145V74H146V66H144L143 65V61H144V64H146L147 63V61H148V59H147V57H146V55L148 54V52H147V54H146V51L144 50V51H142L143 49L142 48H144L145 47V49L147 50V48L146 47H152L153 46V44H154V39L157 37V34H159V32H157L158 30H161V29H158L157 28V26H158V24H159V28H162V26H163V24H164V15L166 16H168V11H169ZM233 11H235V12H233ZM181 12H183V15L181 14V16H183V17H187V18H189V13H187V12H185L183 9H181ZM233 12V13H232ZM262 13V14H261ZM151 14V16L149 17V15ZM162 17H163V20H162ZM184 19L185 21L186 20H188V19ZM156 20H158V22H156ZM263 20V21H262ZM151 21V23H148V22H150ZM160 21V22H159ZM155 24L157 25V26H155ZM206 26H205V25ZM264 24V23H263ZM109 25V26H108ZM207 25H209L210 26V30H209V26H207ZM205 26V27H204ZM154 27H156L155 29H154ZM22 29V30H27V29H31L32 31L31 32H29V34L28 35H26V36H24V37H27V36H36V38L34 39V42H36L35 44L36 45H38V47L37 48H35V46H33V47H28V49H26V50H21L20 49V47L18 48V47H16V46H14V45H12L11 43V41H10V38L9 37H11L12 36V33L14 32V30L15 29ZM49 28V29H48ZM152 28V29H151ZM203 28H205V29H203ZM208 28V29H207ZM214 30H213V29ZM46 29V30H45ZM148 29V30H147ZM158 29V30H157ZM46 31V32H48V31H50V30H52L53 31V33H50L51 35H52V37H53V40L54 41H56V46H52L51 48H46V49H44L45 48V44H44V42H45V37L44 36H42L41 35V33H42V31ZM48 30V31H47ZM139 30V29H138ZM152 30V31H151ZM157 30V31H156ZM45 32V33H46ZM152 32V33H151ZM154 32L156 33L157 32V34H156V36H155V34H154ZM200 32H206L205 34H204V36H203V33L202 34H200ZM49 33V32H48ZM83 33V34H82ZM104 33V34H103ZM196 33L198 34V35H196ZM47 34V33H46ZM50 34H47V35H50ZM78 34V35H77ZM87 35V37H86V35ZM79 35H80V37H81V35H83L82 37L83 38H86V39H88V40H86V39H84V41L86 42V49H87V47H88V49L89 50H86L85 48H83L82 49V47H84L85 45L83 44V43H85V42H82V44L80 43L81 42V40H80V37H79ZM104 35V36H103ZM207 35V36H206ZM79 37V38H78ZM206 37V38H205ZM77 38L79 39V43H78V41H77ZM148 40H147V39ZM154 38V39H153ZM203 38H205V39H203ZM82 39V38H81ZM102 39V40H101ZM143 39H144V41H143ZM153 41H152V40ZM199 39L200 38H198L197 39V41H196V43H198L199 42ZM203 39V40H202ZM208 39V40H207ZM36 40V41H35ZM90 40V41H89ZM104 40H106V42L104 41ZM150 40V44H149V42H147V41H149ZM177 42H175V44L176 43H178L179 42V40H177V38L175 39ZM65 41V42H64ZM146 41V42H145ZM192 41V42H191ZM210 41V40H209ZM63 42V43H62ZM67 42H68V44L69 45H66L67 44ZM80 45L79 46V48L77 49V43ZM91 44H90V43ZM101 44H100V43ZM123 42V41H122ZM58 43V44H57ZM71 43V44H70ZM88 43V44H87ZM106 43V44H105ZM124 43V42H123ZM123 43H121L120 42V44H122L123 45ZM203 43H204V41H203ZM95 44V45H94ZM194 44V45H193ZM72 47H71V46ZM104 45V46H103ZM118 45H119V43H118ZM122 45H120V46H117V48L118 47H122ZM145 45H147V46H145ZM193 45V46H192ZM77 46V47H76ZM91 46V47H90ZM94 46V47H93ZM139 46V47H138ZM53 47H54V49H53ZM56 47V48H55ZM76 47V48H75ZM81 47V48H80ZM90 47V48H89ZM93 47V48H92ZM96 47V48H95ZM71 48V49H70ZM139 48H141V49H139ZM150 48H148V50L150 49ZM174 48L175 49H173L172 50V52H170L171 54H169V56L171 57L170 58V61H172V57H173V55H174V53H175V50H176V47L174 46ZM191 48H192V50H191ZM50 49H51V51H50ZM74 51H76V49H77V52H74ZM80 49V50H79ZM102 49V50H101ZM122 49H123V47H122ZM49 50V51H48ZM66 50H68V54H66ZM78 50H79V52H81L82 54H84V55H81V53H80V55H78L79 53H78ZM84 50H86V51H84ZM138 50H139V52H138ZM147 50V51H148ZM71 51H73L72 53H71ZM82 51H84V53L82 52ZM103 51V52H102ZM191 51V52H190ZM70 52V53H69ZM196 52V51H195ZM78 53V54H77ZM86 53V54H85ZM88 53V54H87ZM133 54H134V56H133ZM146 54V55H145ZM63 55H64V57H63ZM77 57H75V56ZM194 57H193V56ZM197 55V56H196ZM65 56H66V58H65ZM67 56H69V57H67ZM72 56H74L73 58H72ZM82 58H81V57ZM148 56V55H147ZM189 56V57H188ZM86 57V58H85ZM190 57H192V58H190ZM67 58H69V59H73V60H69V59H67ZM75 58L77 59V60H75ZM78 58H81L80 59V63L81 64H77L78 63ZM85 60H84V59ZM189 58H190V60H189ZM210 58V59H209ZM208 59H206L207 60V62H209V61H211V59L213 60V57L211 58V57H209ZM130 59H131V61H133V62H130V63H128L129 61H130ZM134 59V60H133ZM191 59L193 60V59H195L193 62L196 64V66H195V64L193 63H191L192 65H194V67L192 66V68L190 67V68H188V66H191V64L189 63V62H192L191 61ZM67 60H69V61H71L70 63L68 62L67 63V61H66V63H65V61ZM87 60V61H86ZM114 60V59H113ZM142 60V61H141ZM188 60V61H187ZM209 60V61H208ZM84 61V62H83ZM114 61H116V60H114ZM183 61V62H182ZM63 62L65 63V64H63ZM54 63V64H53ZM61 63V65H59V64ZM76 63V64H75ZM84 63V64H83ZM85 63H87V64H85ZM138 63V64H137ZM68 64V65H67ZM69 64H70V66H72V67H70L69 66ZM72 64V65H71ZM83 64V65H82ZM129 64H131V65H129ZM133 64V65H132ZM140 64V65H139ZM53 65V66H52ZM64 65V66H63ZM68 67H67V66ZM79 65H80V67H79ZM82 65V66H81ZM86 65V66H85ZM105 65V66H104ZM201 65V66H200ZM53 68H52V67ZM62 66V67H61ZM79 68H78V67ZM79 70L78 72H77V70H76V68ZM87 67V68H86ZM145 69H144V68ZM198 68L199 69V71H198V69H196V68ZM49 68H51V70L49 69ZM62 68H63V70H62ZM67 68L69 69V70H67ZM82 68H86L85 70L84 69H82ZM100 68L101 69H104L103 71L102 70H100ZM126 68V69H125ZM178 68L180 69V70H178ZM186 68H188V69H186ZM194 68V70H192ZM47 69V70H46ZM53 69H55V70H57V72L56 71H53ZM60 69H61V71H60ZM80 69H82V70H80ZM106 69V70H105ZM123 69V70H122ZM140 69V70H139ZM143 69V70H142ZM190 69H191V71H190ZM50 70V71H49ZM66 70V71H65ZM75 70H76V72H75ZM84 70V71H83ZM144 70H145V74L143 73L144 72ZM196 70H197V72H196ZM52 71L55 73H52ZM67 71H71V72H73V73H75V74H73V73H69V72H67ZM84 72L85 74H84V76H82L83 75V73L82 72ZM143 71V72H142ZM213 71H214V73H213ZM60 72H61V75H64V77L63 78H66V79H68V80H65V79H63L64 80V82L66 81V82H71L70 80V76H71V78L73 79L75 76H78V77H81V79H82V83H80L82 86H80V84H78L77 86H78V89L76 88L77 86H75V87H73L74 89L76 88V92L74 91V89H72V93L73 94H75L76 93V96L73 98V97H71L72 95L70 94V93H67V95H66V92L63 94V92H64V90H63V88L62 87H60V85H61V83H62V85L61 86H63V84H66V82L65 83H63V82H59L58 81V79L61 81V79H62V77L61 76H58V75H60ZM65 73V72H67L68 73V76H69V74H71L69 77H65V76H67V74L65 75V74H62V73ZM100 72H101V75H100ZM106 72V74L103 76L104 78H102V75L104 74ZM211 72V73H210ZM59 73V74H58ZM79 73V74H78ZM82 73V74H81ZM122 73V74H121ZM210 73V74H209ZM257 73H259V71H256V73L255 74H257ZM52 74V75H51ZM127 74H128V77H127ZM179 74V75H178ZM99 77H98V76ZM124 75V76H123ZM184 75V76H185ZM258 75V74H257ZM54 76V77H53ZM86 76V77H85ZM207 76H209V77H207ZM59 77V78H58ZM77 77V78H78ZM90 79H89V78ZM126 77H127V79H126ZM194 77H195V79H194ZM85 78H86V83H85ZM99 78V79H98ZM130 78V79H129ZM142 78V79H141ZM198 78H200V79H198ZM105 79V80H104ZM189 79V80H190ZM196 79H198V80H196ZM202 79H203V81L205 82H203L202 81ZM216 79H218V81L216 80ZM221 79V78H220ZM62 80V81H63ZM83 80H84V82H83ZM97 80H99L98 82H97ZM196 80V81H195ZM211 80V81H210ZM142 81V82H141ZM202 81V82H201ZM59 82V83H58ZM131 82V83H130ZM199 82H200V84H199ZM213 83V84H209V83ZM29 83H30V85H29ZM170 83V84H169ZM175 83V84H174ZM203 83V84H202ZM216 83V84H215ZM57 84H59V86H57ZM172 84H173V88H175L174 90H173V88L171 89V91H169V89H168V86H170V87H172ZM198 84L199 85H202L199 89H200V91H199V89L197 90V88H198ZM209 84V85H208ZM215 84V85H214ZM28 85V86H27ZM94 85V86H93ZM104 85V86H103ZM31 86V87H30ZM210 86V87H209ZM58 87H59V89H58ZM84 87H85V90H84ZM92 87H93V89H92ZM141 87V88H140ZM169 87V88H170ZM35 90V92H34V95H35V97L33 98L32 97V101L30 100V98L29 97H27L28 96V94H29V92H30V90ZM56 89H57V91H56ZM63 91H62V90ZM82 89V90H81ZM88 89V90H87ZM89 89H91V92H90V90ZM166 89H168V90H166ZM29 90V91H28ZM166 92H165V91ZM190 90H194V91H192L193 93H190L191 91ZM206 90V91H205ZM208 90V91H207ZM57 92L56 94H54L53 92ZM60 91V92H59ZM62 91V92H61ZM88 91H89V93H88ZM130 91V92H129ZM167 91H169L168 93H167ZM173 91H175V93L173 92ZM198 91L199 92V95H200V93H201V96H198V93H197V96L195 95L194 96V94H196V92ZM202 91V92H201ZM203 91H205V92H203ZM77 92H79V93H77ZM85 92V93H84ZM171 92V93H170ZM185 92H187V93H185ZM253 92H255L256 93V90L255 91H253ZM253 92L251 93V94H249V96L247 97V99H246V97H245V99L244 100H242L244 103V106H245V108H244V106H243V113H241V115L239 114V115H237V116H233L232 114V118L233 119H231L230 117H228L227 119L228 120H226L225 122L227 123H225V124H223V126L224 125H226L225 127H223L222 129H224L223 130V132L226 134V135H228L229 136V134H232V133H235V134H233L236 138H237V140H239L240 141V143L242 144V145H240L239 143H237L236 145H237V147H236V145L234 146V147H228V151H226L227 149H226V147H224V145L222 146L223 147V149H222V152H223V150H225L222 154L224 155H220L219 157L222 159H220L219 157V159L217 160L216 158H215V160H211V164H209L210 166H211V169H210V171H209V174H207V176H206V182L208 183V185L212 188H218V187H216V185H218L219 187H222V188H224V189H226V187H227V189L226 190H230V188H233V187H235L236 186V184H238L237 182H236V177L237 176H234V175H238L239 173H240V175H243V174H245L247 177H248V184H247V186H246V190L245 191H247L248 190V188L250 187V186H253L254 184H255V181H254V176H255V174H256V167H254V168H246V166L244 165V163H243V157H242V152H243V150H245V149H251V152H252V156L257 160V162H259V161H261L263 158H264V140H263V138H264V134H262L263 132H262V130H264V128L262 129V127L263 126H261V125H263V124H261L262 123V120H260V117H261V108H260V106H259V94H258V92H257V96H256V94H255V96L256 97H254L253 95ZM53 93V94H52ZM82 93V94H81ZM181 93H182V95L183 96H181ZM190 93V94H189ZM202 93H204L203 95H202ZM69 94H70V96H69ZM78 94H80V95H78ZM84 94V95H83ZM86 94V95H87ZM168 94V95H167ZM174 94V95H173ZM176 94H178V98H175L177 95ZM185 94V95H184ZM186 94H187V96H186ZM205 94L207 95V96H205ZM253 94V95H252ZM51 95H53V96H51ZM66 97H65V96ZM82 95V96H81ZM176 95V96H175ZM79 96V97H78ZM81 96V97H80ZM171 98H174V99H171ZM247 96V95H246ZM253 96V97H252ZM77 97H78V99H77ZM164 97V98H165ZM180 97H182V98H180ZM196 97H199V99L198 98H196ZM204 97H207V98H204ZM251 97V98H250ZM71 98L73 99V100H71ZM82 98V99H81ZM191 98H192V100L193 99H196V100H191ZM250 98V99H249ZM28 99V100H27ZM66 99V100H65ZM67 99L68 100H70V101H68L67 103H66V101H67ZM82 101H81V100ZM182 99V100H181ZM256 99V100H255ZM28 102H27V101ZM30 100V101H29ZM169 100V101H168ZM179 100V101H178ZM198 100V101H197ZM204 100V101H203ZM76 101H78V103L77 104H79V105H77L75 102ZM79 101H81V102H79ZM191 102V104H192V106H190L189 104H190V102ZM246 101V102H245ZM258 101V102H257ZM27 102V103H26ZM194 102V103H193ZM24 103H25V105H24ZM30 104H32L31 106H33V104H34V106L33 107H29V108H31V109H29V114H27V118H28V120H30L31 121V123L32 124H30V122H28L27 121V126H28V129L26 130V132H28V130H29V132H28V134L25 132V133H20L19 132V130H18V128L20 127V124H21V122H22V120L20 119V117L18 116V114H19V112L21 111V110H24V107L27 105V107H28V105H30ZM66 104V105H65ZM75 104V105H74ZM194 104H195V107H194ZM203 105V106H202ZM205 105V106H204ZM259 106V108L257 109V106ZM23 106V107H22ZM190 106V107H189ZM202 106V107H201ZM27 107H26V109H27ZM186 107H189L188 109H186ZM194 107V108H193ZM199 107V108H198ZM33 108V109H32ZM190 108H191V110H190ZM201 108H203V109H201ZM5 109V112H4V114H2V111ZM88 109H90V108H87V110ZM187 110V112L188 111H190V112H188V114L186 113V110ZM197 111H196V110ZM244 109H246V110H244ZM33 112H32V111ZM193 110V111H192ZM195 110V111H194ZM259 110V111H258ZM30 111H31V113H30ZM179 111V112H178ZM183 111H185V113L183 112ZM246 113H245V112ZM248 111H249V113H248ZM69 112H70V115H71V111L69 110V111H67L66 110V113L69 115ZM197 112V113H196ZM86 113L87 112H84V117H86L87 115H86ZM142 113V112H141ZM141 113H139L140 115H138L139 116V118H135L134 119V121L132 122V126H135L137 123H138V120H140V118L142 117V115H143V113L141 114ZM178 115H177V114ZM252 115H251V114ZM176 114V115H175ZM189 114H191L190 116H189ZM256 114H257V116H256ZM67 115V116H68ZM69 115V116H70ZM175 115V116H174ZM180 115V116H179ZM66 116V115H65ZM137 116V117H138ZM178 116V117H177ZM187 116V117H186ZM193 116V117H192ZM196 116V117H195ZM198 116V117H197ZM29 117H31V119L29 118ZM189 117H191V118H189ZM195 117V118H194ZM249 117V118H248ZM255 117H256V119H255ZM259 117V118H258ZM230 118V119H229ZM235 118H237L238 120H236ZM246 119H247V121H246ZM259 119V121H257ZM194 120V121H193ZM233 120V121H232ZM249 120H250V123H249ZM254 121V123H251V121ZM228 121V122H227ZM230 121V122H229ZM237 121V122H236ZM242 121L245 123H242ZM252 121V122H253ZM257 121V122H256ZM260 121H261V123H260ZM196 122H197V120H196ZM233 122H234V124H233ZM192 123V124H191ZM237 123H238V125H237ZM251 124V126L249 127L248 125H250ZM254 124V125H253ZM32 125V126H31ZM175 125V126H174ZM246 125V126H245ZM253 125V126H252ZM259 127H258V126ZM31 126V127H30ZM229 126V127H228ZM232 126V127H231ZM173 129H172V128ZM177 127H178V129H177ZM239 127V128H238ZM254 127V128H253ZM260 127H261V129H260ZM248 128V129H247ZM119 128H117V130H118ZM124 129H126L125 131H124ZM237 129V130H236ZM242 129V130H241ZM128 130V131H127ZM171 130V131H170ZM178 130V131H177ZM248 130V131H247ZM127 131V132H126ZM169 131V132H168ZM175 131V132H174ZM227 131V132H226ZM232 131H234V132H232ZM243 131V132H242ZM65 132H67V133H65ZM68 132L70 133V135H68ZM125 132V133H124ZM176 132H178V133H176ZM242 132V133H241ZM244 132H245V135H244ZM54 134V132H51V134ZM173 133V134H172ZM64 134V135H63ZM223 134V133H222ZM239 134V135H238ZM25 135H26V137H25ZM72 135V136H71ZM226 135H224L223 134V137H227ZM29 136V137H28ZM54 136H55V138H54ZM165 136V137H164ZM262 136H263V138H262ZM166 137H168V138H166ZM172 137H175V140H174V138H172ZM121 138V139H120ZM56 139V140H55ZM57 139H58V141L60 142V144L58 143V141H57ZM254 139V140H253ZM261 139V140H260ZM160 140V141H159ZM167 140V141H166ZM250 140V141H249ZM50 142V143H48V142ZM159 141V142H158ZM239 141H237V142H239ZM249 141V142H248ZM253 141V142H252ZM263 143H262V142ZM52 142H56L57 144H54V143H52ZM116 142V141H115ZM157 142V143H156ZM165 142V143H164ZM62 143V144H61ZM156 143V144H155ZM159 143H161V145L159 144ZM50 144V145H49ZM158 144V145H157ZM167 144V145H166ZM168 144H169V146H168ZM170 144H172V145H170ZM49 145V146H48ZM45 146H47V147H45ZM68 146V147H67ZM114 146H116V147H114ZM163 147L162 148V150L160 149V148H158V147ZM171 146H172V148H171ZM246 147V148H243V147ZM248 146V147H247ZM51 147V148H50ZM165 147V148H164ZM240 147H242V148H240ZM10 148V151H12V153H13V151H14V155L12 156V157H10V154L7 152V151H9L8 149ZM48 148V149H47ZM154 148V149H153ZM158 150H157V149ZM240 148V149H239ZM162 151V153L160 154V150ZM170 149H171V152H170ZM174 149V150H173ZM234 149H236V150H234ZM243 149V150H242ZM167 150V151H166ZM240 150H241V152H240ZM43 151H45V152H42ZM234 151V152H233ZM53 152V153H52ZM58 152V153H57ZM156 153V154H155ZM166 153V154H165ZM177 153V154H176ZM66 154V156L67 157H65L64 155ZM107 154H110L109 156L107 155ZM165 154V155H164ZM175 155V156H174ZM178 155V156H177ZM42 156V157H41ZM55 156V157H54ZM107 156V157H106ZM158 156V157H157ZM164 156V157H163ZM165 156H166V158H165ZM232 156V157H231ZM237 156V157H236ZM241 156V157H240ZM65 157V158H64ZM156 157V158H155ZM177 157V158H176ZM98 158V160H96ZM104 158V159H103ZM153 158H155V159H153ZM223 158H225L224 160H223ZM9 159H11V160H9ZM69 159V160H68ZM135 159V160H134ZM158 159V160H157ZM233 159V160H232ZM138 160V161H137ZM149 160H150V162H149ZM156 160V161H155ZM216 160L217 161H220V162H216ZM233 162H232V161ZM136 161V162H135ZM141 161V162H140ZM231 161V162H230ZM10 162H11V164L12 165H10ZM97 162V163H96ZM103 162V163H102ZM154 162V163H153ZM156 162H158V163H156ZM224 163V165L222 164V163ZM36 163V164H35ZM86 163V164H85ZM91 164V166H90V164ZM94 163V164H93ZM133 163V164H132ZM219 163H221L220 165H221V168H220V166H219ZM161 164V165H160ZM174 164V166H172ZM216 164H218V165H216ZM10 165V166H9ZM35 165V166H34ZM86 165V166H85ZM133 165H135V166H133ZM223 165V166H222ZM12 166H13V168H12ZM67 166L69 167V169L71 168V170L69 171L68 170V168H67ZM87 166H90V167H88V168H90L91 170H87V168H85V167H87ZM96 166H98L97 168H96ZM151 166H155V169L154 170H152V167ZM159 168H158V167ZM174 167V168H172V167ZM217 166H219L218 168H220V170L218 169V171H217ZM230 166L231 167V169H230V167L228 168V167ZM245 166V167H244ZM130 167V168H129ZM134 167V168H133ZM150 167H151V169H150ZM157 167V168H156ZM178 169H177V168ZM11 168V172H10V169ZM32 168H33V170H32ZM94 168V169H93ZM172 168V169H171ZM175 168H176V170H175ZM225 168V169H224ZM227 168V169H226ZM7 169V170H6ZM36 171H35V170ZM77 169V170H76ZM159 169V170H158ZM174 169V170H173ZM82 170V171H81ZM85 170V171H84ZM152 172H151V171ZM169 170V171H168ZM170 170H172V171H170ZM227 172H229V170H231L230 171V173H227L228 175H229V177H228V175L225 173L226 171ZM239 170V171H238ZM8 171V172H7ZM17 171V172H16ZM38 172V173H35V172ZM149 171V172H148ZM217 171V172H216ZM220 171V172H219ZM223 171H224V173H223ZM235 171V172H234ZM237 171V172H236ZM242 173H241V172ZM30 172H33V173H30ZM70 172H73L74 174L73 175H76V176H73L72 177V173L70 174ZM172 174H171V173ZM213 172V174H210V173H212ZM222 172V173H221ZM233 172H234V175H233ZM29 173V174H28ZM89 173V174H88ZM92 173V174H91ZM150 175H149V174ZM151 173H153V176H151L152 174ZM171 175V176H169L168 178L166 177V174H167V176L169 175V174ZM15 174V175H14ZM16 174H17V177H15L16 176ZM31 174V175H30ZM94 174V175H93ZM175 174V173H174ZM232 176H231V175ZM64 175V174H63ZM69 175H71V181H70V184L71 183H73V184H71V189H70V185L69 184H67L69 181H67L68 180V176ZM80 175V176H79ZM210 175H214V177L213 176H210ZM225 175H227V176H225ZM12 176V177H11ZM145 176V177H144ZM164 176V177H163ZM223 176H225L226 178H222ZM74 177H75V182H74ZM90 177V178H89ZM101 177V178H100ZM154 178V181H155V185H156V182H158L157 183V185L156 186H160L159 187V189L152 183V182H154L153 181V178ZM166 177V178H165ZM212 177H213V179L214 180H212ZM15 178H16V180H15ZM103 178H106V179H104V181H103ZM131 178V179H130ZM84 179H85V181H84ZM89 180V182L91 183V184H93V185H91L89 182H87L88 180ZM95 179H99V181L98 182H96L97 180H95ZM124 179V180H123ZM133 179V180H132ZM216 179V180H215ZM220 179V180H219ZM223 179H224V181H223ZM228 179V180H227ZM81 180V181H80ZM93 180H94V183L96 184V186L94 185V183H92L93 182ZM137 180V181H136ZM208 180H209V182H208ZM227 180V181H226ZM16 181V182H15ZM48 181V180H47ZM63 181V182H62ZM80 181V182H79ZM104 182V184L102 185V183ZM131 181V182H130ZM218 181V182H217ZM64 182H66V183H64ZM78 182V183H77ZM99 182H100V184H99ZM132 182H134L133 184H132ZM145 182V183H144ZM211 182H212V184H211ZM217 182V183H216ZM13 183V184H12ZM28 183H29V185H28ZM65 185H64V184ZM76 183V184H75ZM87 183V184H86ZM125 183V184H124ZM137 183V184H136ZM148 183H151V186L152 187H150L149 185H147ZM161 183V184H160ZM163 183V184H162ZM164 183H167L166 185L164 184ZM222 185H221V184ZM48 184V185H47ZM60 184V185H59ZM74 184L76 185V186H74ZM80 184H81V186H80ZM83 184V185H82ZM85 184V185H84ZM98 184V185H97ZM121 184V185H120ZM132 184V185H131ZM160 184V185H159ZM169 184V185H168ZM224 184V185H223ZM31 185V186H30ZM45 185V184H44ZM50 185V186H49ZM62 185H63V187H62ZM68 186V188L71 190H69L68 188H67V186ZM88 185V186H89ZM135 185V186H134ZM140 186V188L138 187V186ZM165 185V186H164ZM212 185V186H211ZM64 186H66L65 188H64ZM122 186V187H121ZM60 187V188H59ZM75 189H74V188ZM101 187H99V189L101 188ZM116 187V186H115ZM230 187V188H229ZM51 188V189H50ZM58 188H59V191H58ZM64 190H63V189ZM75 190H73V189ZM77 188V189H76ZM120 188H122L123 190H120ZM132 188V189H131ZM139 189V190H136V189ZM153 188V189H152ZM44 189V188H43ZM63 191H62V190ZM66 189V190H65ZM129 189V190H128ZM163 189V190H162ZM47 190L49 191L48 192V195L49 194H51V196L50 197H52V195H56V193L58 192L59 194H61V196H62V201L64 200L65 202H66V204L68 203H70L69 204V206H74V207H76L77 206V209H78V207L80 206V208H79V211L77 210V212H72V214H68L67 216H65V217H63V219L65 218V220H66V218H70V219H72V221L71 222H73L72 224H74V225H72L71 223H70V221H68V219H67V221L68 222H66V223H63V221H62V214H63V211H60V210H65L64 208H66V206L68 205H66L65 206V203H64V201H63V204L61 203V204H59V205H57L58 207H61V208H58L57 206H56V208L54 209V211H56V209H58L57 210V212H54L53 213V215L52 214H50V215H48V216H44L43 217V219L44 218H46V220L48 219V221L46 222V220L44 219L43 221V226L42 227H40V229L38 228H36V229H34V230H32L31 232H29L27 235L25 234V232H24V230H22V229H20L19 227H22V225L24 224V223H28L29 225L28 226H30L31 225V223H33L32 221H34V219L33 218H35V217H33V214L35 215V216H42V215H44L45 214V212H46V209H45V202H46V198L44 197V195H46L47 193ZM125 190V191H124ZM134 192H133V191ZM144 190V191H143ZM147 192H146V191ZM155 190V191H154ZM158 190V191H157ZM162 190V191H161ZM1 188H0V193H1ZM67 191V192H66ZM70 191V192H69ZM119 191V192H118ZM120 191H122V192H120ZM133 192L132 194H133V196H134V198H133V196H132V194H131V192ZM157 191V192H156ZM159 191H161V192H159ZM60 192H62V193H60ZM65 194H64V193ZM78 192V191H77ZM139 192V193H138ZM146 192V193H145ZM148 192H149V194H148ZM94 193V194H95ZM119 193H120V196H119ZM128 194V196H127V194ZM130 193V194H129ZM135 193V194H134ZM137 193V194H136ZM31 194H33V195H31ZM66 195V196H63V195ZM73 194V195H72ZM98 194V193H97ZM125 194V195H124ZM142 194V195H141ZM152 194V195H151ZM28 195H29V197H28ZM70 195V196H69ZM129 195H131L132 197H129ZM139 195H141V196H139ZM149 195V196H148ZM157 195V196H156ZM74 196V197H73ZM95 196H96V194H95ZM124 196H126V197H128V198H126V197H124ZM151 196V197H150ZM33 197V198H32ZM37 197L39 198L38 200H37ZM54 197V196H53ZM52 197V198H53ZM71 197H73V199L71 198ZM121 197H123V198H121ZM136 197V198H135ZM148 197V198H147ZM150 197V198H149ZM21 198V199H20ZM23 198V199H22ZM68 198V199H67ZM125 198V199H124ZM152 198V199H151ZM0 199V200H1ZM33 199H35V200H33ZM67 199V200H66ZM71 199V200H70ZM127 199V200H126ZM137 199V200H136ZM146 199H147V202H146ZM152 201H151V200ZM242 199V198H241ZM240 199V200H241ZM21 200H22V202H21ZM24 200V201H23ZM33 201V203H32V201ZM37 200V201H36ZM73 200V201H72ZM121 200H123V201H121ZM128 200H129V203L130 204H128ZM6 201V202H5ZM35 201V202H34ZM72 203H71V202ZM119 201H121V202H119ZM137 201V202H136ZM143 201V203H141V202ZM243 203H241V204H238V205H236L234 208H232L231 209V212H230V214L232 215V218H231V221H230V223L229 224H231L233 221H235L236 220V217H237V215L240 213V210H241V208L244 206V204H245V202H246V199H243ZM8 202V203H7ZM13 202V201H12ZM29 202V204H27V203ZM118 202V203H117ZM125 202V203H124ZM126 202H127V204H126ZM136 204H135V203ZM151 202V203H150ZM24 203H25V205H27V207L26 206H24ZM37 203V204H36ZM115 205H113V204ZM121 204V205H118V204ZM123 203V204H122ZM139 203H140V205H142V209H141V206L139 205ZM146 203V204H145ZM150 203V204H149ZM158 203V205H156ZM160 203V204H159ZM20 204H21V206H20ZM23 204V205H22ZM39 204V205H38ZM40 204L42 205V207L40 208ZM109 204H110V210H107V208L109 207ZM112 204V205H111ZM117 204V205H116ZM135 204V205H134ZM216 204V205H215ZM30 205V206H29ZM45 205V206H44ZM62 205V206H61ZM79 205V206H78ZM123 205V206H122ZM125 205H127V207L125 206ZM148 205V206H147ZM152 205V206H151ZM156 205V206H155ZM161 205H162V208H161ZM214 205V206H213ZM29 206V207H28ZM64 206V207H63ZM118 206V207H117ZM126 207V209L129 211L130 210V207H131V210H130V213L128 214L127 212V210L125 209L124 210V212L122 213V215H121V217L118 219V221L120 220V221H123L122 223L119 221L118 222V224H116V225H113L114 227H117V229H115L113 226H112V222L114 221V219H116L117 217H118V213L120 212V209L122 208V207ZM130 206V207H129ZM143 206L144 207H146V208H143ZM160 206V207H159ZM214 208H213V207ZM222 206H224L223 208H222ZM63 207V208H62ZM74 207H72V208H74ZM120 207V208H119ZM129 207V208H128ZM133 207V208H132ZM152 207V208H151ZM212 207V208H211ZM211 209H208V210H206L205 211V215H204V212H202L201 214L200 213H195L194 215V217H195V219H194V217H193V221L194 220H197V222L198 223H203V226H204V229L203 228H201L202 230H201V232H200V234L202 233V235H199V238H202L201 240H200V243H199V245L201 246H199L198 245V248H197V250H196V253L197 254H202V256L200 257L201 258V260H202V257H203V259L204 260H198V259H200L199 257H197V256H199V255H197L196 253V259L199 261H197L196 259H195V261H194V263L193 264H216V263H219V264H223L222 263V261H220L221 260V258L223 257V255H224V251H221V249H219L220 248V245H219V243H217V242H219L221 239L220 238H217L218 236L216 235V234H212V231H213V227L215 226V225H219L220 223H221V214H223V212L224 211H226V209H227V206H225V204H220V203H212V205H211ZM216 207V208H215ZM8 208V209H7ZM40 208V209H39ZM44 208V209H43ZM116 208H119V210H117ZM160 208V211H158V209ZM219 208V210H217ZM81 209H82V212H81ZM109 209V208H108ZM114 211H113V210ZM141 209V210H140ZM151 211H150V210ZM8 210V211H7ZM41 210V211H40ZM112 210V211H111ZM210 210V211H209ZM215 210L216 211H218L217 213L215 212ZM45 211V212H44ZM72 211H73V209H72ZM83 211H85V213L87 214L88 213V215H82V214H84V212ZM93 211V212H92ZM119 211V212H118ZM125 211H126V213H125ZM135 211V212H134ZM139 212L138 213V216H137V214H136V212ZM141 211V212H140ZM142 211H143V213H142ZM146 211V213H144ZM208 211V212H207ZM36 214H35V213ZM40 212V213H39ZM43 214H42V213ZM93 214H92V213ZM95 212H97V213H95ZM57 213V214H56ZM74 213H76V215L78 216V214H79V216L77 217V218H75V216H72V218L70 217L71 215H73ZM90 213V214H89ZM105 213V214H104ZM107 213H108V215H107ZM114 213V214H113ZM117 213V214H116ZM142 215H141V214ZM6 214V215H5ZM16 216H15V215ZM55 214H56V216H59V217H57L56 219H55ZM59 214V215H58ZM82 216H81V215ZM113 214V215H112ZM125 214H126V217H125ZM154 214V215H153ZM199 214V215H198ZM203 214V215H202ZM217 214V215H216ZM254 214H255V210H252V209H249V210H247L245 213H244V215L242 216V228H241V232L245 235V236H247V237H249V236H251V231H249V227H250V224L252 223V221L254 220ZM105 215V216H104ZM107 215V216H106ZM111 215V216H110ZM26 216V217H25ZM55 216V217H54ZM84 216V217H83ZM96 216V217H95ZM99 216V217H98ZM102 216V217H101ZM131 216L133 217V218H131ZM143 216V217H142ZM156 216V217H155ZM200 218H199V217ZM13 217V218H12ZM48 217V218H47ZM52 218L53 219V221L52 220H50L49 218ZM80 217V218H79ZM86 217V218H85ZM97 217H98V219H100V220H97ZM101 217V218H100ZM123 217H125V219H123ZM128 217V218H127ZM130 217V218H129ZM142 217V218H141ZM162 217V216H161ZM59 218H61L60 220H59ZM108 218H110L109 220H107ZM113 218V219H112ZM197 218V219H196ZM75 219V220H74ZM76 219L78 220V221H80V222H78V223H76ZM93 219V220H92ZM101 219H102V221H101ZM105 219V220H104ZM146 219H147V217H146ZM201 221H200V220ZM31 220V222L29 223V221ZM55 220H57V224L55 223L56 221ZM107 220V221H106ZM125 220V221H124ZM163 220V221H162ZM26 221V222H25ZM97 221V222H96ZM100 221V222H99ZM105 221V222H104ZM110 221H112V222H110ZM160 221H162L161 223H162V225L164 226V225H166V221H165V219L164 218H162V219H160ZM203 221V222H202ZM46 222V223H45ZM58 222H60V223H58ZM106 222H107V224H106ZM109 222V223H108ZM218 222V223H217ZM47 223H48V225H47ZM68 223V224H67ZM79 223L82 225V223L84 224V226H80L79 225ZM127 223H128V221H127ZM45 224V225H44ZM51 224H52V226H51ZM54 224H56V227H57V229H58V227H59V231L57 230V233H55V232H53V231H56V230H52V227L53 226H55ZM61 224H63V225H61ZM99 224V225H98ZM215 224V225H214ZM59 225H61V227L59 226ZM73 227H71V226ZM75 225H76V227H77V229L76 230H74V232H73V229H75ZM80 226L79 228H78V226ZM100 225H101V227H100ZM118 225V226H117ZM108 226V227H107ZM202 226V224H201V227H203ZM206 226V227H205ZM17 228V229H15V228ZM72 229H71V228ZM113 227V228H112ZM46 228H48L47 230H46ZM119 228V229H118ZM140 228H142V226L141 227H137L134 231H133V234L135 233V234H138L141 230H140ZM212 228V229H211ZM55 229V228H54ZM139 229V230H138ZM42 230H43V232H42ZM66 230V231H65ZM69 230V231H68ZM116 230H118V231H116ZM136 230H138L137 231V233L135 232ZM211 230V231H210ZM34 231V232H33ZM46 231V232H45ZM49 231V232H48ZM50 231L52 232V234H49L50 233ZM72 231V232H71ZM42 232V233H41ZM113 232V233H112ZM116 232V233H115ZM117 232H119L118 234H117ZM211 232V233H210ZM32 233V234H31ZM41 233V234H40ZM45 233H46V235H45ZM48 233V234H47ZM54 233V234H53ZM73 233V234H72ZM77 233H75V234H77ZM88 233H90V232H87V235H86V237L81 241L82 243V245H84L83 247H85V245H86V247H85V249H83L82 248V255L84 256L85 255V253L87 252L88 254L87 255H85V257L86 256H92L93 255V253H95V252H93V249H95V246L92 244V242H93V240H94V237H96V236H94L93 234L94 233H91L90 234V236L88 235ZM65 234V236H63ZM74 234V235H75ZM26 235V236H25ZM32 235H33V237L34 238H32ZM37 235V236H36ZM78 235V234H77ZM77 235H75V237L77 236ZM113 235H115V236H113ZM213 235V236H212ZM39 236V237H38ZM41 236V237H40ZM62 236V237H61ZM88 236H89V238H88ZM119 236V235H118ZM211 236L213 237V238H211ZM28 237V238H27ZM57 237H59V238H57ZM61 237V238H60ZM67 237H70V235H67ZM115 237V238H114ZM41 238H42V240H41ZM57 238V239H56ZM87 238V239H86ZM22 239V240H21ZM29 240V243H28V240ZM211 239H213L212 241H211ZM218 241H217V240ZM86 240H88V242H86ZM208 240H209V242H208ZM216 240V241H215ZM51 241V242H50ZM85 241V242H84ZM109 241H112V242H114L113 244H112V242H109ZM146 241H148L147 243H145L144 244V242H146ZM24 242V243H23ZM25 242H27L28 243V245H27V243H25ZM84 242V243H83ZM142 242H143V247H142V245H140V244H142ZM206 242H208L210 245H212V247L210 248V245L207 243L206 244ZM212 244H211V243ZM214 242V243H213ZM88 243V244H87ZM90 244H92V247H91V245ZM257 243H255V245H256ZM30 245V246H29ZM90 245V246H89ZM111 245H112V247H111ZM131 245V244H130ZM140 245V246H139ZM208 245V246H207ZM28 246H29V248H28ZM109 246H110V248H109ZM114 246V247H113ZM142 248L141 250H140V248ZM146 248H145V247ZM207 246V247H206ZM219 246V247H218ZM48 247H51V245L50 246H48ZM135 247L137 248V249H139V250H137V249H135ZM86 248H87V250H86ZM92 248V249H91ZM210 248V249H209ZM91 249V250H90ZM127 249V250H126ZM129 249V250H128ZM133 250V253H132V251L130 252V250ZM83 250H85L84 251V253H83ZM90 250V251H89ZM96 250V249H95ZM113 250V251H114ZM121 250H122V252H121ZM126 250V251H125ZM127 251H128V254H131L130 256L127 254ZM143 251H145V252H147V254L145 253V252H143ZM250 251V250H249ZM43 252V253H42ZM90 252V253H89ZM121 252V253H120ZM119 253V254H118ZM138 253H141V254H138ZM24 254V256H22ZM37 254V255H36ZM124 254V255H123ZM127 254V255H126ZM203 254H204V256H203ZM36 255V256H35ZM32 256H34L33 258H30V257H32ZM45 257V258H43V257ZM133 256V257H132ZM138 258H137V257ZM108 257H110V256H105V260H103L101 263L102 264H107V263H109V264H111L114 260H112L111 258H112V256L110 257V258H108ZM126 257V258H125ZM130 259H129V258ZM106 258H108V259H106ZM32 259H34L35 261L33 262L32 261ZM45 259V260H44ZM112 260V261H111ZM39 261V262H38ZM43 261H44V263H43ZM197 261V262H196ZM216 261H218V262H216ZM245 262H247V264H264V256H261V257H259L258 258V260H256V261H250V262H248V260H246ZM243 263V264H246V263ZM252 262V263H251ZM51 264H53L52 262H51ZM62 264H64V262L62 263ZM80 264H83V263H80Z\"/></svg>", "mask_w": 264, "mask_h": 264}]
</instances>
